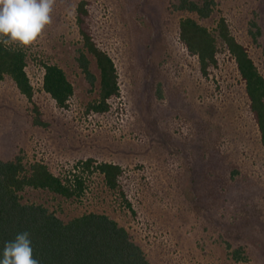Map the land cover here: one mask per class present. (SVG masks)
I'll list each match as a JSON object with an SVG mask.
<instances>
[{
  "label": "rangeland",
  "instance_id": "374dc122",
  "mask_svg": "<svg viewBox=\"0 0 264 264\" xmlns=\"http://www.w3.org/2000/svg\"><path fill=\"white\" fill-rule=\"evenodd\" d=\"M178 1L56 0L51 24L25 48L27 71L36 77L35 54L59 64L74 87L70 106L57 109L41 93L27 102L9 77L0 80V158L42 160L57 174L89 157L121 165L117 189L97 171L80 198L31 190L22 201L42 202L63 221L106 214L149 264H264V146L244 81L219 39L204 75L179 37L184 17L214 34L224 17L264 76V0H212L208 17L175 9ZM82 30L116 64L120 94L107 115L87 111L99 71L89 55L92 86L77 60ZM34 105L46 126L33 123Z\"/></svg>",
  "mask_w": 264,
  "mask_h": 264
},
{
  "label": "trees",
  "instance_id": "16d2710c",
  "mask_svg": "<svg viewBox=\"0 0 264 264\" xmlns=\"http://www.w3.org/2000/svg\"><path fill=\"white\" fill-rule=\"evenodd\" d=\"M85 2L79 3V12H88ZM212 2L179 0L173 7L208 17L213 10ZM216 32L214 34L190 16L182 18L179 23V37L187 51L197 55L204 75L217 63V40L226 45L244 81L264 146V76L247 49L231 34L224 17L219 19ZM81 35L84 48L77 60L92 86L97 76L90 69L89 55L94 58L99 71V96L89 104L87 111L107 115L112 108L110 100L120 94L116 64L88 32L82 30ZM28 55L25 48L17 45L6 48L0 44V80L9 77L27 102L33 103L34 97L41 93L57 109H68L74 87L64 69L35 54L33 59L39 64V70L32 79L27 71ZM33 111V123L46 126L37 105ZM67 170L64 174H57L42 160L27 164L22 155L12 159L0 158V241L12 239L17 232L29 231L34 256L40 264H149L126 229L106 214L88 211L63 221L42 202L22 201L24 194L31 190L47 191L64 199L80 198L86 192L87 179L97 171L103 174L109 188L117 189L123 173L121 165L99 162L93 157L80 159ZM126 203L132 206L127 199ZM233 254L237 259L242 258L240 249L234 250Z\"/></svg>",
  "mask_w": 264,
  "mask_h": 264
},
{
  "label": "clouds",
  "instance_id": "9594fccd",
  "mask_svg": "<svg viewBox=\"0 0 264 264\" xmlns=\"http://www.w3.org/2000/svg\"><path fill=\"white\" fill-rule=\"evenodd\" d=\"M55 4L56 0H0V44L33 45L51 24ZM0 264H40L29 231L0 241Z\"/></svg>",
  "mask_w": 264,
  "mask_h": 264
}]
</instances>
